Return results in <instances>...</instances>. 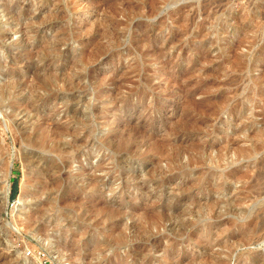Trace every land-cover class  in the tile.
Returning a JSON list of instances; mask_svg holds the SVG:
<instances>
[{
    "label": "rangeland",
    "instance_id": "1",
    "mask_svg": "<svg viewBox=\"0 0 264 264\" xmlns=\"http://www.w3.org/2000/svg\"><path fill=\"white\" fill-rule=\"evenodd\" d=\"M262 175L264 0H0V264H264Z\"/></svg>",
    "mask_w": 264,
    "mask_h": 264
},
{
    "label": "bare ground",
    "instance_id": "2",
    "mask_svg": "<svg viewBox=\"0 0 264 264\" xmlns=\"http://www.w3.org/2000/svg\"><path fill=\"white\" fill-rule=\"evenodd\" d=\"M248 132V131H247ZM239 142V141H238ZM237 143V142H236ZM240 153H245V150L243 151V150H241L240 151ZM245 157V156H244ZM262 162V161H261ZM260 163V162H259ZM254 164V163H253ZM259 165L257 164V167H258ZM262 166V165H261ZM259 170V169H258ZM258 172V171H257ZM262 174V173H261ZM255 176V175H254ZM256 176H260V172H258V174L256 175ZM262 176H264V175H262ZM261 177V176H260ZM252 178V177H251ZM257 179V178H256ZM256 182V181H255ZM262 182V181H261ZM6 184V183H5ZM8 184V183H7ZM250 184H251V182H250ZM257 184V183H256ZM259 184V183H258ZM257 186V185H256ZM261 187H262V185H261ZM7 189H6V193H5V195H6V197H8L9 196V193H10V188H9V185L6 187ZM254 188V187H253ZM251 189V188H250ZM257 188L255 187V190H256ZM252 191V190H251ZM259 191H261L260 190V188H259ZM256 192V191H255ZM253 194H254V192H253ZM256 194L258 195V193L256 192ZM262 214H264V213H262ZM259 224H260V222H259Z\"/></svg>",
    "mask_w": 264,
    "mask_h": 264
},
{
    "label": "trees",
    "instance_id": "3",
    "mask_svg": "<svg viewBox=\"0 0 264 264\" xmlns=\"http://www.w3.org/2000/svg\"><path fill=\"white\" fill-rule=\"evenodd\" d=\"M14 193H15V191H14ZM14 193L12 194V198H13V196H14Z\"/></svg>",
    "mask_w": 264,
    "mask_h": 264
},
{
    "label": "water",
    "instance_id": "4",
    "mask_svg": "<svg viewBox=\"0 0 264 264\" xmlns=\"http://www.w3.org/2000/svg\"><path fill=\"white\" fill-rule=\"evenodd\" d=\"M6 210H7V208H6Z\"/></svg>",
    "mask_w": 264,
    "mask_h": 264
}]
</instances>
